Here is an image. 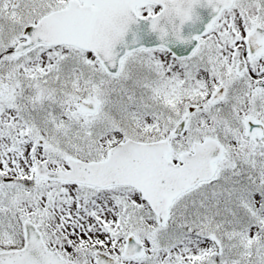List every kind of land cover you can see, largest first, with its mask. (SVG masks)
Masks as SVG:
<instances>
[{"label":"snow or ice","instance_id":"1","mask_svg":"<svg viewBox=\"0 0 264 264\" xmlns=\"http://www.w3.org/2000/svg\"><path fill=\"white\" fill-rule=\"evenodd\" d=\"M0 264H264V0H0Z\"/></svg>","mask_w":264,"mask_h":264},{"label":"water","instance_id":"2","mask_svg":"<svg viewBox=\"0 0 264 264\" xmlns=\"http://www.w3.org/2000/svg\"><path fill=\"white\" fill-rule=\"evenodd\" d=\"M195 12L198 16V19L195 22H186L182 26V34L184 36H192L199 34L207 22L211 19V9L207 7H196ZM129 32L125 34V41L130 42L133 38V33L136 34L138 37V43L142 44L144 46H153L155 45L158 41L155 36V34L151 33L150 30L148 29V25L146 22L140 21L134 24H131L129 26ZM196 44L195 40H189L186 43H181V42H173L169 44V47H171L173 50L180 48V49H186L190 50L192 47H194ZM118 47H120L118 45Z\"/></svg>","mask_w":264,"mask_h":264}]
</instances>
